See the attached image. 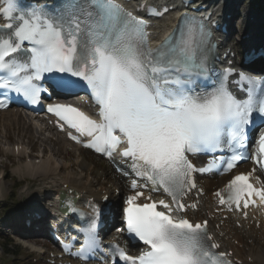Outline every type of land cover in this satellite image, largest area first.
Listing matches in <instances>:
<instances>
[{"label":"snow or ice","instance_id":"obj_1","mask_svg":"<svg viewBox=\"0 0 264 264\" xmlns=\"http://www.w3.org/2000/svg\"><path fill=\"white\" fill-rule=\"evenodd\" d=\"M166 11L149 8V15ZM0 18L6 21L0 26V96L15 93L39 104L45 89L38 82L45 74H62L54 84L69 90L79 85L64 75L78 78L91 90L99 119L72 104H49L47 110L86 148L111 158L123 144L119 155L143 181H131L135 194L124 201L123 221L145 247L138 255L114 247L113 256L124 264H232L231 253L215 251L220 245L209 234L208 221L181 214L196 208L182 202L196 188L192 174L210 171L219 159L197 168L189 154L230 152L220 162L225 172L247 159L238 149H246L250 126L264 125V79L239 73L233 83L243 98L228 87L232 69L209 83L215 44L205 23L187 14L155 47L148 46L150 21L119 0H62L55 9L0 0ZM7 106L0 100V108ZM80 137L90 139L85 143ZM257 143L252 159L264 167V132ZM250 176L234 175L214 193L218 203L229 211L247 209L254 197L264 203V187H254ZM149 186L171 199L149 195L148 202L138 203L144 194L137 189ZM66 210L76 212L71 201ZM95 228V219L82 224L84 242L73 255L85 258L99 248Z\"/></svg>","mask_w":264,"mask_h":264},{"label":"rangeland","instance_id":"obj_2","mask_svg":"<svg viewBox=\"0 0 264 264\" xmlns=\"http://www.w3.org/2000/svg\"><path fill=\"white\" fill-rule=\"evenodd\" d=\"M258 4L264 5L263 0H261ZM254 11L260 10L254 9ZM23 127L24 130L19 131V133L9 132L8 137L2 136L1 134L3 131L0 130V149L9 151V156L0 154V171L7 174L0 186V216L12 213L11 208L14 206L29 204L32 201L33 196L38 193H35V189L39 187L37 184L38 182H36L35 179H30V181L28 180L30 191L32 192L30 195L26 194L21 188L24 186L26 181L14 184L20 181L21 178H16L14 175L18 176V173H13L11 170V168L15 167L17 164V159L11 154L12 144L14 142L17 143L18 141L26 143L29 139L26 136H30L31 133L34 134V131L30 130L27 123H24ZM7 128L8 127L6 126V129ZM34 135L37 136L36 133ZM46 136H49L48 138H50L51 135H49V132H47V134L44 132V136H40V138L46 139ZM51 137L53 138H50V140L46 139L43 143L37 141V137H34L30 143H28L33 156H36L39 159H41V156L43 155V159L49 156L53 163L52 166L55 167L54 170L47 173L48 175H45L43 182L46 183V185L54 182L58 178L71 179L74 183L79 185L89 184L90 186L92 185L91 187L94 189L108 187L114 180H118L119 182V178L117 179L112 174V172L106 167L105 162L100 158L79 149H73L72 151H67L68 153H65L64 145L55 141L54 136ZM19 168L22 169L20 166ZM19 173L22 174L23 172ZM5 199L8 202L7 206L3 205ZM13 243H18L17 239ZM5 246L8 250L7 252L5 250ZM13 251L17 252L15 256L12 253ZM28 253V249L21 248L17 245L13 246L12 244H9V242H6L5 237H1L0 235V264H27L29 259H26L22 254L27 255ZM41 264L44 263L42 262Z\"/></svg>","mask_w":264,"mask_h":264},{"label":"bare ground","instance_id":"obj_3","mask_svg":"<svg viewBox=\"0 0 264 264\" xmlns=\"http://www.w3.org/2000/svg\"><path fill=\"white\" fill-rule=\"evenodd\" d=\"M243 12L247 13L246 10H244ZM251 15H249V13H247V17L249 19ZM256 20L255 22H253L251 24L255 25V26H259L260 25V19L258 16H256ZM246 18L245 23L248 21V19ZM249 22V21H248ZM158 26L156 29H162V27L164 28L167 23L165 22H161L158 21ZM165 25V26H164ZM174 26V21H172V23H170V28ZM251 26L245 30L244 32H251ZM155 29V27H154ZM155 29V30H156ZM154 30V33H156V31ZM22 113L17 111V110H6L3 112H0V130L3 131L2 136H5L8 134L9 129H14L15 131H17V133H19L18 131L24 130L23 127V117L21 115ZM6 119V120H3ZM6 126L8 127L6 129ZM25 132V131H24ZM37 132V131H36ZM41 133V132H40ZM35 134V132H34ZM31 133L30 136H26L27 138H29L27 140V144L30 143V141L35 137V135ZM44 140L46 141V139L44 138H37V141L39 142H44ZM25 143V144H26ZM47 143V142H46ZM67 146V144H65ZM19 154V153H18ZM20 154H23V151L21 150ZM32 162L30 164H24V166H26L27 168H29V173L31 174H36L38 172H50L52 170H54V166H52L53 164L49 161V159H43L42 162H40V164L33 166V168H31ZM59 184H66L67 188L73 190L75 192V194L80 195V196H95L97 197L100 193L99 189L95 192L89 189L88 184L86 186L84 185H79L74 183L71 179H61L57 181ZM198 183L199 185L203 188L204 191V195L199 197L198 200L200 201V205L202 207H200V209L198 210L197 216L202 215V210L207 208L208 206H211V201H210V197H211V189L214 188V186L220 187L223 185L224 183V178L220 177L217 179H213L210 177H199L198 178ZM61 187L57 188V190L55 191V193H57V191L60 189ZM214 190V189H213ZM63 193L66 192V189H62ZM54 193V194H55ZM106 193H109V191L107 190ZM203 208V209H202ZM250 220V218L246 219L245 222L242 221V227H236L232 221V219L229 217L225 220H223L220 228H219V233L221 234L219 239L222 243L223 246H225L226 249H233L234 251H236L237 255L243 259H245L247 257V252L249 253L248 257H250L253 262L250 264H264V226H261L259 229H255L252 225L248 224V221ZM39 220H37L38 222ZM218 221V220H217ZM9 225L11 226L12 224L9 223ZM249 225V226H247ZM26 230V229H25ZM236 239L238 240L240 243L243 244V247H247V248H235L234 245L232 244V241ZM248 240H250L248 242ZM243 264H248L246 261L243 262Z\"/></svg>","mask_w":264,"mask_h":264}]
</instances>
